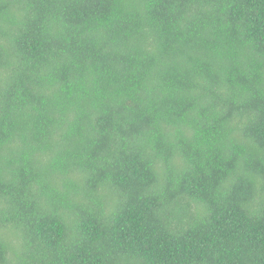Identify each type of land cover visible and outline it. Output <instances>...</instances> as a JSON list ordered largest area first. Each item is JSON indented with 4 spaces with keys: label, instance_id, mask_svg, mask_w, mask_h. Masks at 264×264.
Masks as SVG:
<instances>
[{
    "label": "trees",
    "instance_id": "trees-1",
    "mask_svg": "<svg viewBox=\"0 0 264 264\" xmlns=\"http://www.w3.org/2000/svg\"><path fill=\"white\" fill-rule=\"evenodd\" d=\"M0 264H264V0H0Z\"/></svg>",
    "mask_w": 264,
    "mask_h": 264
}]
</instances>
